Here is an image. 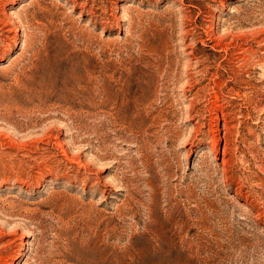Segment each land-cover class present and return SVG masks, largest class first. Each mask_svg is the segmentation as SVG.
Returning <instances> with one entry per match:
<instances>
[{"label": "rangeland", "instance_id": "374dc122", "mask_svg": "<svg viewBox=\"0 0 264 264\" xmlns=\"http://www.w3.org/2000/svg\"><path fill=\"white\" fill-rule=\"evenodd\" d=\"M0 264H264V0H0Z\"/></svg>", "mask_w": 264, "mask_h": 264}, {"label": "bare ground", "instance_id": "6f19581e", "mask_svg": "<svg viewBox=\"0 0 264 264\" xmlns=\"http://www.w3.org/2000/svg\"><path fill=\"white\" fill-rule=\"evenodd\" d=\"M52 15V14H51ZM12 18V17H11ZM62 23V22H61ZM61 28V27H60ZM53 32V31H52ZM86 33H88V32H86ZM86 33H84V34H86ZM60 35V34H59ZM87 37H88V34H87ZM84 61V60H83Z\"/></svg>", "mask_w": 264, "mask_h": 264}]
</instances>
